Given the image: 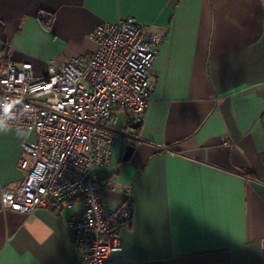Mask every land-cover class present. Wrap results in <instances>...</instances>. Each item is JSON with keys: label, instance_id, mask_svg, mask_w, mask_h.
<instances>
[{"label": "crops", "instance_id": "obj_1", "mask_svg": "<svg viewBox=\"0 0 264 264\" xmlns=\"http://www.w3.org/2000/svg\"><path fill=\"white\" fill-rule=\"evenodd\" d=\"M122 17L166 38L141 129L119 110L109 164L92 168L109 207L131 190L112 264H264V0H0V73L13 59L42 77L48 59L92 53L90 32ZM35 138L0 126V199L23 181ZM83 208H0V264H77L66 220Z\"/></svg>", "mask_w": 264, "mask_h": 264}, {"label": "built area", "instance_id": "obj_2", "mask_svg": "<svg viewBox=\"0 0 264 264\" xmlns=\"http://www.w3.org/2000/svg\"><path fill=\"white\" fill-rule=\"evenodd\" d=\"M92 53L50 58L37 77L29 61L10 59L0 73V126L33 132L23 143V181L3 189L0 208L31 213L47 206L76 233L77 264H112L123 250L119 228L133 217L131 190L116 207L104 203L92 168H106L120 134L118 111L143 123L155 88L154 60L164 31L135 17L97 25Z\"/></svg>", "mask_w": 264, "mask_h": 264}, {"label": "trees", "instance_id": "obj_3", "mask_svg": "<svg viewBox=\"0 0 264 264\" xmlns=\"http://www.w3.org/2000/svg\"><path fill=\"white\" fill-rule=\"evenodd\" d=\"M51 19H52V16L51 15H48L47 17H43V18H41V20L43 21V23L47 26L50 22H51ZM134 128H136L137 130H140L141 129V123H139V124H136V122H135V124H134ZM249 176H251V177H255L254 176V173L253 172H248L247 173Z\"/></svg>", "mask_w": 264, "mask_h": 264}]
</instances>
